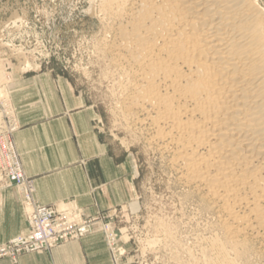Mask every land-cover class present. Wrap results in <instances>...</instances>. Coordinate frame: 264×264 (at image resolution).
I'll use <instances>...</instances> for the list:
<instances>
[{"label": "bare ground", "instance_id": "obj_1", "mask_svg": "<svg viewBox=\"0 0 264 264\" xmlns=\"http://www.w3.org/2000/svg\"><path fill=\"white\" fill-rule=\"evenodd\" d=\"M98 12L111 97L214 213L202 256L251 259L264 242V0H100Z\"/></svg>", "mask_w": 264, "mask_h": 264}, {"label": "rangeland", "instance_id": "obj_2", "mask_svg": "<svg viewBox=\"0 0 264 264\" xmlns=\"http://www.w3.org/2000/svg\"><path fill=\"white\" fill-rule=\"evenodd\" d=\"M99 1L0 0V91L7 95V98L4 93L2 97L0 95L1 107L7 111L14 108L17 121V108L10 86L15 80L24 79V75L49 76L48 87H52L55 97L63 89L68 96L65 102L87 108L91 117L89 122L95 127V134L98 131L100 143L105 144L110 158L124 165L127 178L134 176V168L130 200L97 210L106 215L115 209L119 212V216L114 218L116 228L128 230L129 238L125 244L119 231L115 237L116 245L122 247L119 251L122 253L119 258L121 264H210L202 256V250L210 247L204 238L212 235L207 226L215 222L214 213L201 207L196 194L185 196L192 189L177 182V175L168 165V160L165 157L161 159L157 151L145 145L146 136L135 132H139L137 125L133 127L131 118L122 115V106L111 97V83L100 75L93 48L104 34V20L98 12ZM3 100L7 101L6 106ZM15 123L17 132L20 124L18 121ZM23 174L28 180L24 170ZM27 183L30 186L29 180ZM11 187L19 192L18 187ZM20 198L25 216L30 206L25 205L23 196ZM26 229L22 233H26ZM94 231H98V226H93L90 233ZM172 234L180 242L172 240ZM101 235L108 260L113 264L108 242ZM250 249L251 253L254 251V257L248 258L250 262L247 259L239 263L264 264L262 239L251 240ZM21 256L16 262L4 257L0 259L18 264Z\"/></svg>", "mask_w": 264, "mask_h": 264}, {"label": "crops", "instance_id": "obj_3", "mask_svg": "<svg viewBox=\"0 0 264 264\" xmlns=\"http://www.w3.org/2000/svg\"><path fill=\"white\" fill-rule=\"evenodd\" d=\"M11 87L20 129L14 133L21 168L37 204L69 206L94 212L125 203L132 194L135 172L127 178L122 163L110 158L87 108L65 102L62 89L48 87L45 74L24 75ZM40 82V84H37ZM51 86V85H50ZM57 92V91H56ZM17 188L0 190V242L26 229ZM0 264H11L0 259ZM18 264H110L100 232L40 253H27Z\"/></svg>", "mask_w": 264, "mask_h": 264}, {"label": "built area", "instance_id": "obj_4", "mask_svg": "<svg viewBox=\"0 0 264 264\" xmlns=\"http://www.w3.org/2000/svg\"><path fill=\"white\" fill-rule=\"evenodd\" d=\"M7 111L1 107L0 101V188L11 186L19 188L25 205L30 202L33 207L26 210V233L12 237L0 244V258H8L16 262L20 255L34 253L60 244L72 242L90 233L92 227L98 226L112 254L113 264H121L119 253L122 247L116 245V234L121 233L123 244L128 241L129 234L126 228H116L114 218L119 216L115 209L110 214L86 213L84 208L58 210L55 205L37 204L32 201L28 180L21 170L20 156L12 140L13 133L18 125L15 123L14 108ZM126 236V238H123ZM122 264H125L122 263Z\"/></svg>", "mask_w": 264, "mask_h": 264}]
</instances>
